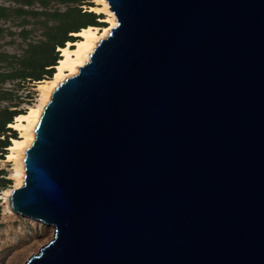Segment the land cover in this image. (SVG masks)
Wrapping results in <instances>:
<instances>
[{"label": "water", "instance_id": "95a60500", "mask_svg": "<svg viewBox=\"0 0 264 264\" xmlns=\"http://www.w3.org/2000/svg\"><path fill=\"white\" fill-rule=\"evenodd\" d=\"M9 208L54 227L25 264H264V0H106Z\"/></svg>", "mask_w": 264, "mask_h": 264}, {"label": "rangeland", "instance_id": "374dc122", "mask_svg": "<svg viewBox=\"0 0 264 264\" xmlns=\"http://www.w3.org/2000/svg\"><path fill=\"white\" fill-rule=\"evenodd\" d=\"M27 2L28 5L25 4ZM92 5H95L93 0H77L75 3H63L60 0H0V8H2L0 10V119L9 117V113H5L6 110L25 112L27 107L33 105L38 98L37 81L49 77V73L43 74L41 79L12 76L20 71L28 75L38 73L28 65L30 61L25 59L45 51L50 62L54 58L57 59L55 62H58L60 57L58 47L61 46L59 42L62 41V45H65L67 40L77 39L73 34L76 31L75 27L66 32H57L56 28L63 22L70 23L73 18L65 20L62 17L55 21L44 14L35 15L32 12H66L75 7L81 8L82 12H90L89 7ZM18 9L26 11L27 14L18 15L16 12ZM88 18L76 16L74 21L78 25H83L88 22ZM95 20L107 24L101 18ZM53 42L57 54L47 50V46ZM53 67L54 65H50L45 68ZM11 118L13 121L14 116L12 115ZM5 127L11 128L9 123H6ZM18 136V132L12 128L11 131L0 132V139L8 142V146L12 138ZM8 146L0 147V264H22L31 254H35L37 246L42 247L48 242L46 241L48 238L49 240L52 238V226H49V233H46L42 229V224L34 222L36 220L22 218L19 215L12 218L6 211L3 192L9 188L14 189L12 162L7 161Z\"/></svg>", "mask_w": 264, "mask_h": 264}, {"label": "bare ground", "instance_id": "6f19581e", "mask_svg": "<svg viewBox=\"0 0 264 264\" xmlns=\"http://www.w3.org/2000/svg\"><path fill=\"white\" fill-rule=\"evenodd\" d=\"M95 5L89 7V11L98 15H103L102 20L107 24L105 26L88 25L74 32L77 40L67 41L63 47H59L60 57L54 66V72L51 77L43 78L37 81L38 98L33 105H29L25 112L14 116V120L9 123V127L18 132V137L12 138L11 144L8 146L7 161L12 162V172L14 179V188H19L25 175L24 156L25 150L28 148L35 136V126L39 121L40 115L52 96L53 91L60 82L65 78L73 76L79 72V67L89 60L90 54L94 52L100 39L105 38L110 29L117 25L115 15L110 10L106 0H93ZM4 203H6V211L13 218L14 216H21L27 218L19 213L11 211L9 208V196L11 189L3 192ZM10 217V218H11ZM16 218V217H15ZM42 224L44 232L49 233V226L41 221H34ZM54 227H51V235H53ZM51 239V238H50ZM49 241V238L46 240ZM41 245V244H40ZM41 246H37L34 253L38 252ZM25 256V255H24ZM25 262V261H24ZM22 262V264H24Z\"/></svg>", "mask_w": 264, "mask_h": 264}, {"label": "trees", "instance_id": "16d2710c", "mask_svg": "<svg viewBox=\"0 0 264 264\" xmlns=\"http://www.w3.org/2000/svg\"><path fill=\"white\" fill-rule=\"evenodd\" d=\"M60 1L63 2V3H75L77 0H60ZM25 4L28 5L29 2H27ZM0 10H2V8H0ZM16 12H17L18 15L27 14V12L24 11V10H22V9H18V10H16ZM32 13L35 14V15L44 14V15L50 17V18H53L55 21L58 20V19H60V18H62V17H64L65 20H68L70 18H73V20L71 19L72 21L70 23L69 22H63L62 24H60V26H57L56 27L57 28V32H59V31L66 32L68 29L73 28V27H75V29H76V31H74V32H77L81 28H84V27H86L88 25H92V26H102L103 25V26H105L103 23L97 22L95 20V18H103V16L102 17H98L97 16L98 14L96 15L93 12H86V11L82 12L81 8H79V7L70 8L66 12H55V13H49V12H43V13L32 12ZM76 16L77 17H84V16L89 17L88 20H87L88 22L86 24H83V25H78L77 22L74 21V18ZM77 39H79V38H77ZM77 39H74V40H77ZM74 40H67V41H74ZM59 43H61V46H59V47H63L64 46V45H62V41H60ZM47 50L50 53H52V54H57V52L54 50V42L51 43V44H49L47 46ZM44 52L45 51H41V52L35 54L34 57H32V58L30 57V58H26L25 59V61H30L28 63V65L31 66L35 71L37 70L38 73H35L33 75H28V74H24L23 72L20 71V72H15L12 76H14V77H34L35 79H41V77H42L43 74H48L49 73V77H51L52 73L54 72V67L53 68H49V69H46L45 67L50 66V65H54L55 66L56 63H57L55 61L57 59L54 58L50 62L49 59L47 58L48 56H46ZM25 61L23 63H25ZM5 113H9V117L7 119H0V132H3V131H11V128H6L5 127V124L12 122L11 121L12 120V118H11L12 115L15 116V115L20 114V112H17L16 110H12L10 112L6 110ZM7 143L8 142H3L0 139V147H6V146H8Z\"/></svg>", "mask_w": 264, "mask_h": 264}]
</instances>
